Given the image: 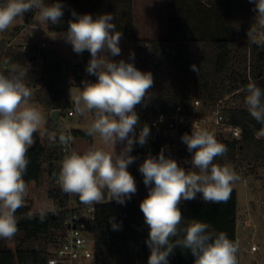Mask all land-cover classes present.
I'll use <instances>...</instances> for the list:
<instances>
[{
  "label": "clouds",
  "instance_id": "1",
  "mask_svg": "<svg viewBox=\"0 0 264 264\" xmlns=\"http://www.w3.org/2000/svg\"><path fill=\"white\" fill-rule=\"evenodd\" d=\"M249 2L254 4L258 23L264 26V0ZM33 10L35 19L45 24H58L64 15V5L59 0L50 4L45 0H0V32ZM72 16L63 38L75 53H90L86 72L96 81H82L78 94L70 99L79 116L91 118L87 134L98 137L107 147L93 145L83 153L67 152L60 162L57 180L63 192L78 196L84 205L105 201L124 205L137 192L135 178L128 171L136 157L130 153L136 144H147L151 135L146 123L137 134L136 107L148 98L153 75L139 70L132 62L110 59L120 55L122 38L111 13L93 18L73 10ZM134 56V52L130 53L129 60H134ZM26 76L19 65L7 73L0 71V239L6 240L19 231L16 212L24 206L28 194L23 178L29 163L27 153L43 121L41 112L29 103L32 92L25 83ZM246 93L247 111L264 126V88L249 83ZM160 120L163 121L162 116ZM60 139L67 144L69 138ZM181 140L192 154L191 160L186 161L190 169L181 167L171 156L166 157L163 148L158 156L148 155L139 166L148 188L139 205L149 229L145 241L150 250L147 264H169V256L177 247L190 251L194 264H237V245L226 233L214 234L209 231V224L197 219L181 228L183 201L194 200L197 194L205 203H226L229 199L239 177L229 166L214 163L226 154L227 147L212 132L198 126H192L191 133H184ZM117 144L123 145L119 152ZM109 223L113 230L122 227L112 217Z\"/></svg>",
  "mask_w": 264,
  "mask_h": 264
},
{
  "label": "trees",
  "instance_id": "2",
  "mask_svg": "<svg viewBox=\"0 0 264 264\" xmlns=\"http://www.w3.org/2000/svg\"><path fill=\"white\" fill-rule=\"evenodd\" d=\"M224 1V14H217L219 3H214L208 16L210 13L215 16L199 20L208 26H203L205 30L202 31L198 29L196 37L169 33L164 39L150 40L126 32L123 36L127 41V62L134 63L141 71H150L154 79L148 98L136 109L159 107L166 112L183 105L191 111L194 99L203 105H211L229 95L230 107L226 112L229 122L241 129V136L232 139L223 134L222 138H217L226 145L227 152L217 157L214 163L247 166L252 172L264 161V136L255 138L257 132L264 133V126L251 117L244 99L249 83L264 88V41L258 36L259 31L264 36V26L258 23L254 4L249 0ZM34 12H27V18H32ZM47 30L67 31L60 24L51 23H47ZM18 31L3 32L0 71L7 73L12 66L19 65L21 71L27 72L25 83L30 89L35 88L34 102L48 113L59 110L62 116L72 108L69 89L74 84L82 85L81 72L90 60V53L87 50L82 54L73 51L70 56H65L46 41L44 46L40 45L41 42L28 41L23 50L18 44L7 46ZM132 52L135 56L130 61ZM36 66L37 78L32 85L30 74ZM54 130L47 126L42 133L34 134L23 177L28 185L48 181L46 194L52 210L35 213L25 199L24 206L16 212L19 231L14 237L15 246L9 248L0 239V264H47L51 250L57 244L68 211L64 208L67 194L49 182L60 171L61 154L55 139L58 133ZM72 135L91 137L87 131L80 130H73ZM161 147L160 139L155 137H149L144 146L136 144L130 153L136 160L128 166V171L135 178L137 192L134 195L137 197L132 195L124 205L115 201L98 205L93 220L82 226L93 236L94 264H147L150 250L145 241L149 229L139 205L147 196L148 188L143 183L137 160L148 155L158 156ZM181 151L183 155L188 154L186 144ZM76 201L81 203L78 196ZM180 210L184 216L181 228L197 219L209 224V231L214 234L224 232L236 243L237 195L234 189L226 203H205L197 194L196 199L183 201ZM111 217L122 224L120 230L112 229ZM194 259L190 251L177 247L169 256V264H194Z\"/></svg>",
  "mask_w": 264,
  "mask_h": 264
},
{
  "label": "built area",
  "instance_id": "3",
  "mask_svg": "<svg viewBox=\"0 0 264 264\" xmlns=\"http://www.w3.org/2000/svg\"><path fill=\"white\" fill-rule=\"evenodd\" d=\"M27 27L28 23L8 41L7 46L18 44L20 46L19 49L23 50L25 43L28 41L19 42L18 36L19 32H22ZM258 36L260 40L264 41V36L260 31L258 32ZM40 45L44 46V43ZM81 75L83 76V81H96L95 76L89 75L86 72V65L83 67ZM228 98L229 95H225V97L211 105H203L200 100L194 99L192 101L191 111L187 110L183 105H177L173 110L166 112L162 111L159 107L151 110L136 109L139 116V124L136 132L138 134L141 126L145 123L148 124L151 130L150 137L160 139L161 149H164L165 156H171L181 167L190 169L191 165L186 161L191 160L192 154L189 152L185 155L181 154L184 145L181 136L186 132L190 134L192 126L206 128L215 135L216 139L222 138L223 134L232 139L240 138L241 129L229 122L226 112L230 107ZM67 114L72 115V111L69 110ZM161 116L163 117L162 122L160 120ZM262 133L257 132L255 138L258 139L264 136ZM61 136L69 138L66 133H58L55 136L61 154L60 162L64 155L71 151L72 148L70 138L68 139V143L65 144L61 142ZM145 158L143 157L137 160L138 167L143 163ZM223 165H227L235 171L239 177L237 182L246 183L260 180L264 183V161L252 172H250V168L247 166H237L232 163ZM57 177L51 179L49 182L55 185V187L61 188ZM136 197L137 195L133 196V198ZM106 202L108 201L103 203ZM103 203L87 206L83 203H78L75 195L67 194V205L64 208L68 211V214L65 218L63 229L57 239V244L51 250L47 264H94L93 236L82 226L85 222L93 220L96 207ZM239 224L244 227L254 225L251 218L244 219ZM256 250L257 246L255 244L250 245L251 252Z\"/></svg>",
  "mask_w": 264,
  "mask_h": 264
},
{
  "label": "rangeland",
  "instance_id": "4",
  "mask_svg": "<svg viewBox=\"0 0 264 264\" xmlns=\"http://www.w3.org/2000/svg\"><path fill=\"white\" fill-rule=\"evenodd\" d=\"M225 1L222 0L221 3H219V9L223 10L218 12L217 14H224V6L223 3ZM216 3V2H215ZM29 18H27L26 13L22 18H17V20L14 22L13 26H11L8 30V32H12L15 29H22L23 26L27 23ZM36 25L40 26V23L37 22ZM40 28V27H39ZM47 29V28H46ZM36 30V29H35ZM198 29H195L194 31L197 32ZM23 31L27 32L29 31L28 27L24 28ZM41 31V29H40ZM192 31V29H190ZM199 31V30H198ZM5 32V31H4ZM43 32V33H42ZM193 32V31H192ZM194 34H186L185 37H196L197 33ZM3 37V32H0V39ZM27 36L25 35L24 38ZM35 40H48L46 32L42 31L38 34H35ZM150 40H156V39H164V36H149ZM51 38V37H50ZM55 38L56 41V51L58 53H61L65 56H70L73 53L72 46L65 41L63 36L58 35ZM31 41V40H30ZM43 42V41H41ZM47 42V41H46ZM45 43V41L43 42ZM48 43V42H47ZM49 44V43H48ZM127 41L124 36H122L120 40V47H126ZM125 49L122 52V55H125ZM121 55V56H122ZM120 56V55H119ZM111 58V57H110ZM122 57L120 58V60ZM127 62L126 59L123 58ZM38 70V67L36 66L34 69H32V72L30 74V80L32 85H34V80L37 78L36 71ZM83 85H77L74 84L69 89V101L71 102V95H76L79 92V88ZM34 90L35 88H31L32 96L30 98L29 103L31 106L37 108L42 116L43 121L38 129L37 132L42 133L44 129H46L47 126H50V113L45 111L41 106H38L34 102ZM72 104V115H68L67 112H65L62 116L59 117L58 123L55 127L54 133H66L68 137L70 138V141L72 142V150H75L79 153H83L93 145L99 146V147H107L101 144L99 141V138L96 137H90L86 138L84 136L78 135L77 137H74L72 135L73 130H80V131H87V128L91 122V118L88 120H85L81 116H79L75 110L74 105ZM58 146V144L56 143ZM123 147L121 144H117L115 146L116 151L119 152L120 149ZM108 150H111L109 147ZM48 189V181H42L41 183H30L28 185V194L26 196V200L31 203L32 211L35 213H40L44 211L51 210V200L48 198L46 192ZM232 189L236 191L237 195V214H236V222H235V228H236V237L238 238L236 245H237V264H264V183L260 180L255 181H249L246 183L242 182H235L232 185ZM251 218L253 226L244 227L239 222H242L244 219ZM239 221V222H238ZM251 223V222H250ZM19 236H21L19 234ZM5 243V245L9 248H13L16 244V240L14 237L10 240L2 239ZM255 244L258 246V251L256 253H253L250 251V245Z\"/></svg>",
  "mask_w": 264,
  "mask_h": 264
},
{
  "label": "crops",
  "instance_id": "5",
  "mask_svg": "<svg viewBox=\"0 0 264 264\" xmlns=\"http://www.w3.org/2000/svg\"><path fill=\"white\" fill-rule=\"evenodd\" d=\"M53 2L55 0H45L46 4ZM59 2L64 5V15L58 24L65 27L66 30L68 21L74 19L73 10L81 15L91 14L93 18L103 13H111L114 17L113 23L116 26V31L122 32V36L131 31L140 39H150L149 36H164L165 38L169 33L191 34L195 32V29L205 30L203 26L208 25L200 23L199 20L206 17L213 18L215 14L210 13L208 16V11L212 10L211 6L215 2L220 3L221 0H59ZM220 11L223 10L217 9V13ZM34 13L33 17L27 21L29 31L19 32V42L47 41L55 49L57 45L54 37L63 36L66 31L49 32L46 29L47 24L38 22L35 19L36 11ZM37 22L40 23V26L36 25ZM40 29L46 32L48 40H35V34L41 32ZM25 35L26 38H24ZM124 48L126 47L121 48L120 56L110 59L119 61L122 57L127 60L126 49L125 55H122ZM237 239L236 237V242ZM258 249L257 246V250L253 253H256Z\"/></svg>",
  "mask_w": 264,
  "mask_h": 264
},
{
  "label": "water",
  "instance_id": "6",
  "mask_svg": "<svg viewBox=\"0 0 264 264\" xmlns=\"http://www.w3.org/2000/svg\"><path fill=\"white\" fill-rule=\"evenodd\" d=\"M59 117H60V111L59 110H52L50 112V127L52 129L56 127ZM105 196H106V194H105Z\"/></svg>",
  "mask_w": 264,
  "mask_h": 264
}]
</instances>
